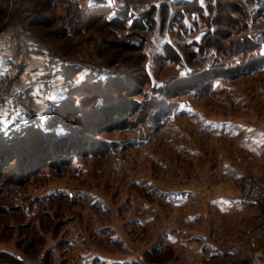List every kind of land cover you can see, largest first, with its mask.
<instances>
[{"label": "rangeland", "instance_id": "374dc122", "mask_svg": "<svg viewBox=\"0 0 264 264\" xmlns=\"http://www.w3.org/2000/svg\"><path fill=\"white\" fill-rule=\"evenodd\" d=\"M95 1L97 0H0V28L7 21L23 22L29 27L32 36L43 39L64 60L85 68L83 75L94 73L97 68H104L102 77L107 78V88H102L98 97L102 99L103 91H107L113 100L108 102V107L128 101V94H132L133 89L136 93H142L144 69L148 67L155 80H165L169 85L181 86L180 91L175 94L172 91L174 96L169 98L170 103L176 104L175 109L170 111L166 122L157 131L154 129L151 133L150 128V137L138 146H132V149L128 148L125 152L101 161L90 160L78 173L72 169L54 175L50 173V176L35 184L33 189H36L38 195L57 186L82 190L80 195L84 197L80 201H83V205L65 201L49 204L43 201L40 206L48 204L45 212L49 214L35 218L33 226L20 227L18 224L17 227H11L9 223L5 225L0 221V249L17 250L16 246L24 249L27 244L33 243L32 238L35 237L36 249L28 253L35 264H264V195L260 197L259 203L244 195L251 188V183L260 185L264 191V167L259 173H252L248 169L245 178L230 185L232 188L228 187V183L224 190L221 189L228 195H242L243 200L254 202L257 206L245 216L243 212L222 220L212 218L209 238L220 249L219 252H215L217 249H208L209 246L202 252L200 249H191L190 243L196 242L201 247L204 244L192 239L187 229L198 230L204 226L200 221L196 225H187L189 220L181 216L183 210L168 205L159 193L153 192L154 187L148 183L153 182L158 187L172 185L176 189L188 185V181L200 184L204 173L213 177L217 147H213L215 141L201 131L208 128L203 122L210 118L239 117L264 127V72L232 81L219 79L214 83L211 93L199 97L179 82L183 71L179 63L172 56L161 62L158 54L167 42L183 53L187 52V55L192 54L193 50L189 47L205 34L203 21H200L198 27L202 31L196 30L195 18L190 25H184L183 30L173 29L171 26L169 30L161 31L162 21L158 17L159 22L153 27L155 32L145 34L143 52L133 53L123 47L124 41L130 40L127 33L107 25L102 18L92 19L90 14L94 10ZM107 1L100 0L97 3L102 5ZM130 1L133 6L138 5L134 2L138 0ZM220 13L221 18L226 14V8H221ZM220 18L219 24L223 22ZM132 19L128 18V27L130 21L133 23ZM222 27L220 31L227 32L234 31L237 26L234 21H229L226 25L222 24ZM12 29L9 27L7 30L9 36L13 33ZM2 37L4 34H0V42L5 40ZM221 39L219 35L215 37V44L211 41L208 44L216 46L221 43ZM5 43L8 47L7 42ZM144 54H147L146 58ZM35 58L37 60H32ZM48 59V54L33 56L32 53L21 52L20 58L9 60L12 64L3 62L0 75H11L8 84H15L19 90L21 88V95H18L14 109L0 107V126L7 128L14 120L29 118L15 114L12 120L10 116L19 110H22V114L28 111L30 113V106L40 109L42 118H46L55 108L53 102L64 96L60 93L64 90V94L67 84L59 73L55 75L60 70V65H56L58 69L49 68L46 64ZM29 60L34 62L30 69L26 68L23 76H28L25 79L28 82L30 78H34L29 82L31 87L27 83H20L22 78H16V69L22 66V61ZM8 67L14 68V71ZM94 75L98 74L95 72ZM22 94L26 96L23 99ZM238 98L242 102L236 105ZM100 103L101 100L96 104ZM90 105L85 102L87 109ZM64 108L57 116L70 120L71 116L67 112L71 106ZM87 116L91 130L98 131L97 122L100 123L103 115L88 111ZM130 118V121L135 120L132 116ZM76 133L84 135L89 141L97 137L93 135L94 132L81 134L79 129ZM102 134L115 145H118L115 138L131 137L127 131ZM28 136L33 137L34 134ZM13 146L22 150L21 152L31 153L43 145L39 140L28 141L23 138ZM181 147L185 149L182 150ZM196 151L202 152V155L198 157ZM262 165L264 166V162ZM260 174L263 176L260 177ZM209 176L206 178L209 179ZM221 179L219 176L215 181H222ZM88 193L92 199H89ZM36 211H39V206ZM12 215L19 220L22 214ZM178 237L182 239L179 240ZM49 247L54 251L44 260V253ZM0 264L11 263L0 261Z\"/></svg>", "mask_w": 264, "mask_h": 264}, {"label": "trees", "instance_id": "16d2710c", "mask_svg": "<svg viewBox=\"0 0 264 264\" xmlns=\"http://www.w3.org/2000/svg\"><path fill=\"white\" fill-rule=\"evenodd\" d=\"M98 1L100 0L93 4L94 10L90 14L92 19L102 18L107 25L127 33V38L130 40L124 41L123 47L133 53L143 52V46L146 44L145 34L149 31L155 32L153 27L159 22L158 17H161L160 21H162L161 31L169 30L171 26L173 29L183 30L184 25H190L194 18L196 30L202 31L198 27H200V21H203L205 34H202L201 39L189 47L193 50L192 54L187 55V52L183 53L168 42L163 45L162 51L158 54L161 62H165L170 59L169 56H172L175 62L179 63L183 70L179 76V82L182 86L189 88V92L199 97L211 93L214 83L219 79L232 81L257 72H264V0H156V3L138 0L134 1L138 4L137 6H133L130 0H113L112 2L106 0L107 2L102 5L98 4ZM139 7L142 9L139 10ZM221 8H226V14L220 18ZM156 13L158 14L155 17ZM129 17L134 20L133 23L130 21V27L126 25ZM219 18L223 19L221 24H219ZM229 21H234L237 27L234 31L221 32L222 24L226 25ZM9 27L13 28L10 36L7 33ZM28 28L19 21L16 23L7 21L0 28V34H4L3 42L9 45L10 54H7V57L4 56L7 58L5 61L12 64L13 62L9 60L20 58L21 52L32 53L33 56L48 54L47 66L58 69L56 65H60V70L58 69L55 75L59 73L61 79L67 84V90L64 94V90L60 93L64 95L62 98L53 102L55 108L48 117L42 118L40 109L30 106V113L28 111L27 115L24 113L20 116L25 115L29 118L14 120L7 128L0 126V221L5 225L9 223L11 227H17L18 224L21 225L20 227L33 226L35 218L47 213L45 208L48 204L41 205V209L40 204L43 201L49 204L57 201L82 204L83 201H80L84 197L80 195L82 190L57 186L38 195L33 187L43 181L46 176H50V173L54 175L65 170L69 172L71 169L78 173L90 160L101 161L119 152H125L128 148L132 149V146H138L150 137V128L152 133L154 129L157 131L159 126L166 122L170 111H173L176 106L170 103L169 98H173L174 94L181 89V86L169 85L168 81L155 80L146 67L145 78L141 85L142 93H136L133 89L132 94H128V101L108 107V102L113 101L109 93L103 91V98L98 97V93H102V88H107V78L102 77L104 68H97V71H94L98 74L97 76L90 73L84 74L85 77L83 75L85 68L64 60L65 58L56 53L53 47L47 45L43 39L32 36ZM115 32L118 31L115 30ZM219 35L222 38L221 43L210 46L208 42L215 44V37ZM146 55L144 54L145 58ZM33 62L22 61L21 67H15L17 80L23 77L26 68ZM144 63L147 64L146 61ZM172 91H175L174 94ZM22 98H25L24 95ZM99 100L102 103L96 104ZM85 102L91 104L88 109ZM69 106L71 109L69 108L67 113L71 116L70 120H65L61 115L57 116L63 110L62 108L68 109ZM88 111L103 115L100 123L97 122L98 131L96 132L90 128ZM131 116L135 120L130 121ZM78 129L81 134L94 132L93 135L97 137L89 141L84 135L79 136L80 134L76 133ZM112 131H127L131 137L115 138L118 140L116 143L118 145H115L102 134ZM30 134L34 136H28ZM23 138H27L28 141L39 140L43 146L31 153L21 152L22 150L13 145ZM123 140L125 141L122 142ZM88 196L92 199L89 193ZM37 206L39 211H36ZM12 213L22 215L17 220ZM32 239L33 243L27 244L24 249H19L17 246L15 247L17 250L0 249V261L11 264H35L28 256L30 251L36 249L37 240L35 237ZM21 241L24 242V240ZM56 245L57 243L54 244V249ZM54 249L49 247L43 259L50 256Z\"/></svg>", "mask_w": 264, "mask_h": 264}, {"label": "crops", "instance_id": "0c3cea01", "mask_svg": "<svg viewBox=\"0 0 264 264\" xmlns=\"http://www.w3.org/2000/svg\"><path fill=\"white\" fill-rule=\"evenodd\" d=\"M7 54L10 53L8 47H6V43L0 42V67L7 59L5 58L8 56ZM27 69H30V66ZM27 77L23 76L20 83H27L31 86L29 82L31 83L34 78H30L28 82L25 81ZM226 102L229 104V100ZM236 102V105H238L242 100L238 98ZM21 112L22 110L14 112L12 115L10 114V117L13 120V116L15 114L21 115ZM203 124L208 126V128L201 131L209 135L208 137L215 141L213 147H217V161L213 163L214 176L210 177L207 173H204L200 184L188 181V185L176 189L172 188V185H168L167 187L159 185L158 187L153 182L148 181V183L154 187L153 192L159 193L161 199L168 205L183 210L181 216L189 220V222H186L187 225H196L200 221V224L204 226V228L202 227L198 230L187 229L188 234L190 233V236L193 237L192 239L202 241L204 244L201 247L196 242L190 243L189 247L191 249H200L202 252L205 247L209 246L208 249H217L215 252H219L218 250L220 249L209 238L212 218L222 220L225 217L240 215L243 212H245V216L257 206L254 202L243 200L242 195H228L223 190L226 188V184L229 183L228 187H230V185L233 186L244 179L248 169L252 173H259L263 169L264 127L239 117L229 119L210 118L204 121ZM181 148L182 150L185 149L184 147ZM187 150L190 153V150ZM196 154H199V157L202 155V152L196 151ZM208 176L210 177L209 179L206 178ZM219 176L222 178V181H215V178ZM259 176L262 177L263 175L260 174ZM192 205L194 206L192 207ZM178 239L181 240L182 238L178 237ZM231 250L236 251L237 249ZM206 260L208 259L206 258Z\"/></svg>", "mask_w": 264, "mask_h": 264}, {"label": "built area", "instance_id": "2783aa9c", "mask_svg": "<svg viewBox=\"0 0 264 264\" xmlns=\"http://www.w3.org/2000/svg\"><path fill=\"white\" fill-rule=\"evenodd\" d=\"M11 75L9 74H1L0 75V107L3 109H7V107H11L9 109H14V104L18 99V95L20 94V90L18 86L9 85ZM247 199L251 201L258 202L260 201V197L264 195L263 189L260 185L251 183V188L247 190V193L244 194Z\"/></svg>", "mask_w": 264, "mask_h": 264}]
</instances>
